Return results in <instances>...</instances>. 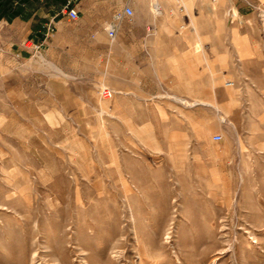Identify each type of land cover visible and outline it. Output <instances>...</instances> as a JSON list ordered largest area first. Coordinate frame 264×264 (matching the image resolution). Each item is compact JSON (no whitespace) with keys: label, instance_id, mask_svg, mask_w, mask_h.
<instances>
[{"label":"rangeland","instance_id":"1","mask_svg":"<svg viewBox=\"0 0 264 264\" xmlns=\"http://www.w3.org/2000/svg\"><path fill=\"white\" fill-rule=\"evenodd\" d=\"M114 3L90 17L111 19ZM133 3L141 20L114 40L108 20L103 41L86 25L56 62L2 61L0 264H264V6L231 21L224 0L172 3V28L249 29L256 43L226 67L220 46L202 54L226 37L199 36V80L214 83L191 105L171 91L145 104V26L163 16Z\"/></svg>","mask_w":264,"mask_h":264},{"label":"crops","instance_id":"2","mask_svg":"<svg viewBox=\"0 0 264 264\" xmlns=\"http://www.w3.org/2000/svg\"><path fill=\"white\" fill-rule=\"evenodd\" d=\"M198 0H185L189 6L194 8ZM227 5L239 9L244 3L253 8L262 9L264 0H224ZM67 0H0V65L6 57L15 56L20 59L32 57L33 53H46L53 61H58L59 55L70 49L71 41L80 43L85 40L87 32L86 25L89 28L99 27L98 41H103V25L108 20L110 23L115 21V14L122 11L126 5H131L135 9L133 19L125 17L123 22L138 23L141 19L137 13V6L133 0H115L113 11H116L111 19H97L93 21L90 13L96 14L98 10V0H90L87 5L85 0H74V5L80 12L77 20H71L63 13V8ZM150 3L154 14V0H145ZM173 0H159L163 9V20H158L157 26L150 27L148 22L145 26V104L151 101L159 100L163 93L171 91L177 96L182 97L184 101L198 98L199 84H213V81L199 80V50L198 37H212L221 35V45H208L203 51L206 60H213L214 50L220 46L218 55L226 62L222 66L229 67L230 60L238 53L241 61L249 59L251 56L243 55L244 51H251L253 43L250 39L249 29H210L208 31H199L197 27L172 28L178 18V11L173 8ZM134 4V5H133ZM241 14L240 20L243 21ZM53 21L55 32L46 37V24ZM70 21L76 22L83 29L77 32H71L69 28ZM193 22L191 21V24ZM142 30V29H141ZM140 30V31H141ZM106 31V29H105ZM119 31V30H118ZM133 31L131 35L136 39L144 36V30ZM107 33V31H106ZM108 35V33H107ZM109 37V35H108ZM201 40V41H202ZM32 43L34 46H40L39 50L26 46ZM215 46V47H214ZM204 74L202 73V76ZM188 99V100H187ZM231 94L228 93L224 98L222 105L230 106ZM190 102V101H189ZM197 102V101H196ZM194 103V102H192ZM201 104L213 105L208 101ZM230 115V113H228Z\"/></svg>","mask_w":264,"mask_h":264},{"label":"built area","instance_id":"3","mask_svg":"<svg viewBox=\"0 0 264 264\" xmlns=\"http://www.w3.org/2000/svg\"><path fill=\"white\" fill-rule=\"evenodd\" d=\"M178 6L179 8L183 11L185 9L183 0H173ZM212 2H219V0H212ZM74 0H67L64 8H63V13H65L69 19L71 20H77L80 17V12L78 10V8L73 4ZM135 15V9L133 6L131 5H126L124 7V9L122 11H119L115 14V21L111 22L108 24V26L106 27V31L109 35V38L114 40L116 39L117 35H118V30L120 28V23L122 22V20L125 17H129L130 19H133ZM227 16L229 17V19H231V21H237L240 20L241 14L238 8L234 7V6H230L227 10ZM46 28V37H48L49 35H51L52 33L55 32V24L53 21H50L46 24L45 26ZM27 47L31 48L33 47L35 50H39L40 46L36 45L34 46L32 43H27L26 44ZM234 82L233 81H228L227 85L231 86L233 85ZM102 94L105 97H112L114 94V91L107 87L104 86L102 88ZM214 140L215 141H221L223 140L224 136L221 133H217L214 135Z\"/></svg>","mask_w":264,"mask_h":264},{"label":"bare ground","instance_id":"4","mask_svg":"<svg viewBox=\"0 0 264 264\" xmlns=\"http://www.w3.org/2000/svg\"><path fill=\"white\" fill-rule=\"evenodd\" d=\"M183 3H184V6H185L184 0H183ZM153 8H154V11L156 12L155 13L156 15H161L163 13V9H162L161 5L159 4V0H154ZM186 104L191 105L192 103H190L189 101H186ZM230 248H232V245L230 246ZM35 258L36 257H34V259ZM33 264H35V262H33Z\"/></svg>","mask_w":264,"mask_h":264}]
</instances>
